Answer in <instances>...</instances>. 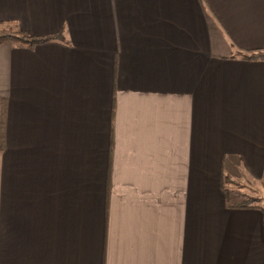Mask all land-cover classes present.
<instances>
[{
	"label": "crops",
	"instance_id": "1",
	"mask_svg": "<svg viewBox=\"0 0 264 264\" xmlns=\"http://www.w3.org/2000/svg\"><path fill=\"white\" fill-rule=\"evenodd\" d=\"M0 22L61 36L0 45V264H264L262 214L222 184L264 180L242 58L264 0H0Z\"/></svg>",
	"mask_w": 264,
	"mask_h": 264
},
{
	"label": "trees",
	"instance_id": "2",
	"mask_svg": "<svg viewBox=\"0 0 264 264\" xmlns=\"http://www.w3.org/2000/svg\"><path fill=\"white\" fill-rule=\"evenodd\" d=\"M61 38L60 35L58 36H47V37H33L28 35L26 32L22 30H15L11 27L6 26V22H0V45L3 44H22L28 46L30 48L34 47L35 45H39L51 40H56ZM244 60L247 61H257V60H264V53L261 51H249L247 55L242 57ZM2 151V148H0ZM228 178L223 175L222 177V184L228 182ZM230 192L224 189V196L226 199L229 198ZM241 195V194H240ZM243 198L241 201L233 203L230 205L231 208L234 209H242V210H258L263 216V239H264V206H260L256 203V200L253 198H246L244 195H241Z\"/></svg>",
	"mask_w": 264,
	"mask_h": 264
},
{
	"label": "rangeland",
	"instance_id": "3",
	"mask_svg": "<svg viewBox=\"0 0 264 264\" xmlns=\"http://www.w3.org/2000/svg\"><path fill=\"white\" fill-rule=\"evenodd\" d=\"M221 101H224V102L230 101V102H227V104L228 103L230 104L232 101H234V90L231 91L228 96H225L224 99ZM5 104H6L5 101L0 102V148L4 149V151H5V142H6L5 141ZM212 107H213V110H216L217 108V106L215 105ZM232 109L234 110V106H232ZM206 113H208V111H206ZM220 117H222V115L221 116L216 115V117L213 116L209 118L219 119ZM223 117H226V115H223ZM232 118L234 120V116H232ZM212 165H214V163L211 162L210 166ZM1 168L5 172V165L3 169V158H0V169ZM2 180H3L2 173L0 172V187L2 185ZM225 188L230 193L234 194V203L241 201L243 199L241 195H244L246 198L255 199L256 203L259 204L260 206L261 205L264 206V180L259 183L248 184L243 179L242 180L229 179L228 182L225 183Z\"/></svg>",
	"mask_w": 264,
	"mask_h": 264
}]
</instances>
